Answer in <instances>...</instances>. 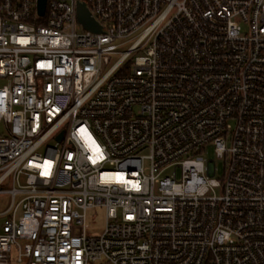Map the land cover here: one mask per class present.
I'll return each mask as SVG.
<instances>
[{
  "label": "built area",
  "instance_id": "built-area-1",
  "mask_svg": "<svg viewBox=\"0 0 264 264\" xmlns=\"http://www.w3.org/2000/svg\"><path fill=\"white\" fill-rule=\"evenodd\" d=\"M38 5L0 0V264H264V0Z\"/></svg>",
  "mask_w": 264,
  "mask_h": 264
},
{
  "label": "rangeland",
  "instance_id": "rangeland-1",
  "mask_svg": "<svg viewBox=\"0 0 264 264\" xmlns=\"http://www.w3.org/2000/svg\"><path fill=\"white\" fill-rule=\"evenodd\" d=\"M2 80H0L1 84ZM1 128V126H0ZM206 156L210 159H215L217 171L215 178H220L223 170V161L216 158L215 152L212 146H209L206 151ZM9 204V196L6 194H0V211H3ZM105 224V210L103 208H93L88 212V225L90 230L100 232ZM100 264V263H97Z\"/></svg>",
  "mask_w": 264,
  "mask_h": 264
},
{
  "label": "water",
  "instance_id": "water-1",
  "mask_svg": "<svg viewBox=\"0 0 264 264\" xmlns=\"http://www.w3.org/2000/svg\"><path fill=\"white\" fill-rule=\"evenodd\" d=\"M46 7V0H39L38 9L41 14L44 13ZM79 10V20L84 25L85 28L92 31H100V26L95 22V20L90 16V13L83 4L78 7Z\"/></svg>",
  "mask_w": 264,
  "mask_h": 264
}]
</instances>
